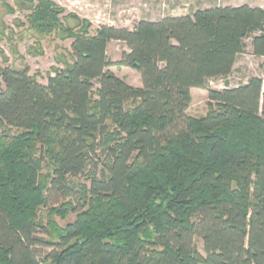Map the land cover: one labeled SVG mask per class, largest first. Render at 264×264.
Masks as SVG:
<instances>
[{"label": "trees", "instance_id": "trees-1", "mask_svg": "<svg viewBox=\"0 0 264 264\" xmlns=\"http://www.w3.org/2000/svg\"><path fill=\"white\" fill-rule=\"evenodd\" d=\"M18 7L32 12L29 29L73 44L46 85L28 68L0 69V264H264V76L208 87L233 74L248 39L264 57V9L91 35L51 1ZM5 29L0 41L13 43ZM113 41L128 48L116 63ZM193 89L208 93L204 117L188 114Z\"/></svg>", "mask_w": 264, "mask_h": 264}, {"label": "rangeland", "instance_id": "rangeland-1", "mask_svg": "<svg viewBox=\"0 0 264 264\" xmlns=\"http://www.w3.org/2000/svg\"><path fill=\"white\" fill-rule=\"evenodd\" d=\"M21 1L29 0H0V21L7 29L4 36L13 38L10 43L0 41V69L12 66L19 69L28 68L31 76L46 85L48 76L53 69L63 68L61 61L69 60L68 54L72 51V39L64 40L57 33L41 34L29 29L27 24L30 10L18 7ZM53 2L61 11L60 18L70 28L89 26L91 35L101 27L134 29L140 21H158L165 17H180L192 15L199 10L215 7H240L248 5L264 9V0H48ZM8 4L14 13L7 12L3 4ZM37 2H35L36 4ZM80 21V22H79ZM247 49L240 55L235 64V70L228 78L211 80L208 87L214 90H223L226 87H237L246 83L251 77L264 76V57L252 55L251 39L246 41ZM17 46L18 54L12 53V46ZM128 52L126 44L113 41L108 44V59L116 63L123 53ZM7 57L8 61H5ZM109 71L133 87H141V76L133 69L125 67L109 68ZM2 80L0 78V86ZM98 84L96 83V87ZM208 93L204 90H195L192 94V104L188 114L193 118H201L209 112ZM75 220L70 215L66 220L56 219L59 226L65 227ZM45 239L46 235H41ZM198 250L204 254L203 242L196 241Z\"/></svg>", "mask_w": 264, "mask_h": 264}, {"label": "crops", "instance_id": "crops-1", "mask_svg": "<svg viewBox=\"0 0 264 264\" xmlns=\"http://www.w3.org/2000/svg\"><path fill=\"white\" fill-rule=\"evenodd\" d=\"M138 88H139V87H138ZM195 90H198V89H193V90L191 91V93L193 94V92H194Z\"/></svg>", "mask_w": 264, "mask_h": 264}]
</instances>
